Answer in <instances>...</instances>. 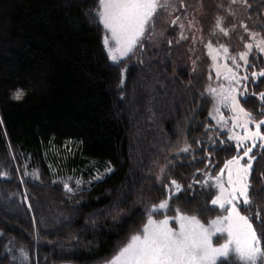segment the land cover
<instances>
[{
	"label": "trees",
	"instance_id": "16d2710c",
	"mask_svg": "<svg viewBox=\"0 0 264 264\" xmlns=\"http://www.w3.org/2000/svg\"><path fill=\"white\" fill-rule=\"evenodd\" d=\"M199 1L214 4L180 0L181 15L187 6L192 19ZM227 1L221 6L228 8ZM248 4L250 17L244 10V17L228 16L220 8L216 14L225 27L241 18L264 34V0ZM97 7V0H0V172L6 173L0 176V264L104 263L142 229L152 205L162 201L168 207L154 219L173 218L179 210L206 223L223 214L209 204V196L203 209L194 205L195 195L186 194L190 179H175L179 192L165 187L174 179L168 171L179 168L171 148L179 143L193 151L198 145L216 152L222 147L221 164L235 156L233 144L226 145V135L213 130L208 117L204 126L197 119L201 73L208 64L205 44L200 43L199 56L189 55L192 29L179 32L175 40L178 31L170 28L187 17H155L162 28L159 39L152 38L154 29L142 48L113 62L102 25L85 15ZM198 17L208 26L218 18L203 12ZM227 32L225 43L232 44L235 26ZM17 89L23 91L20 100L13 98ZM254 155L252 169L261 174L242 214L251 218L264 242V149L256 147ZM161 168L165 171L158 174ZM209 185L198 188L215 193ZM170 224L175 225L174 219ZM19 249L28 254L26 260ZM229 261L238 264L235 257Z\"/></svg>",
	"mask_w": 264,
	"mask_h": 264
},
{
	"label": "snow or ice",
	"instance_id": "6c2138e0",
	"mask_svg": "<svg viewBox=\"0 0 264 264\" xmlns=\"http://www.w3.org/2000/svg\"><path fill=\"white\" fill-rule=\"evenodd\" d=\"M97 2L96 10L94 12L89 10L85 15H91L99 25H102L105 32L104 47L113 62L134 54L138 46L142 48L143 39L154 30L155 17L159 10H167L172 6L170 0H97ZM172 24H176V20H173ZM189 26L191 27V22ZM180 27L183 28V25ZM215 28L228 35L219 17ZM245 30L247 31L246 26ZM250 35L254 43L245 44V51L239 53V60L244 62L243 65L238 63L236 57L229 55L227 47L221 45L219 49H215L211 44L208 45L217 78L222 76L223 80L227 81L216 88L210 87L208 92L214 100V112L219 116L217 123L222 129L228 130V139L235 141L237 150V155L225 162L209 185L216 189L211 204L222 210L223 214L209 219L206 223L197 215H185L179 210L173 218L164 215L163 219H154V215L162 209H167L168 205L166 201L160 202L158 206L152 205L142 229L131 234L105 264H227L233 257L238 264H264V242L257 235L251 218L242 214L247 211L251 201L249 176L256 157L250 154L256 147L264 149V131L261 130L264 119H257L246 111L237 98V86L241 80L235 69L247 68L248 56L253 49L258 53H264V38L256 39V33ZM181 38H185L183 33ZM115 53H119V57ZM218 58L230 59L234 68L226 63L218 64ZM257 76L264 77V70L252 72L254 79ZM243 79L247 80V75ZM22 96L23 91L17 89L13 98L20 100ZM259 98L264 102V92L259 93ZM222 107H227L233 113L231 128H228L229 121L221 114ZM260 116H264V111ZM188 150L189 146L186 145L183 151ZM164 171L165 169L161 168V173ZM5 175L6 173L0 172V176ZM207 183L206 179L205 184ZM76 184L79 185L80 181L77 180ZM165 187H170V190L175 192L181 190V184L175 179H171L170 186ZM64 188L72 191L68 183L64 184ZM256 215L259 217L260 214ZM170 219H174V226L170 224ZM220 238H223L222 243L218 242ZM18 254L23 260L28 258L23 249H19Z\"/></svg>",
	"mask_w": 264,
	"mask_h": 264
},
{
	"label": "rangeland",
	"instance_id": "374dc122",
	"mask_svg": "<svg viewBox=\"0 0 264 264\" xmlns=\"http://www.w3.org/2000/svg\"><path fill=\"white\" fill-rule=\"evenodd\" d=\"M211 1L214 2L213 6H211V2L209 3V1L206 2V6H205L204 2L199 1L198 6H197V13L198 14L194 15V17H192V19H191V18H188V17H190V14L187 11V6H186V9L184 10V12H182L183 14L181 15L179 7L182 3L180 2V0H170V3L172 6L169 7L167 10H159L158 15L156 17H164L165 16V17H170L171 20L173 18L177 17V15H180V17L181 16L183 17V15H184V17H187L182 24L178 22L173 29H172L171 25H170V28H171V30L178 31L176 34H175V32H173V35L175 34V40L179 36V32L183 31L186 28L192 29L193 35H191V39H189L188 43L186 44L188 46L186 49H187V52L189 53V55H190V53H191V55H194L198 52V49H200V43L205 44V48H206V54L205 55L207 57L208 64H207L206 71L204 73H201L202 81H201V84H199L200 85L199 86V91H200L199 94H202L203 97L199 98V100L201 102L199 104H197V110H196V114L198 117L197 119L201 122L203 120V123H205V119L208 117L209 126H212L211 128L213 130L217 131V133H223L226 135L227 140H228L226 145H229V143L231 142L235 148V155H237L235 141L229 140L228 139V130L226 128L222 129L220 127V125L217 123V121L219 120V116H217L214 112V100L208 92V89L210 87L216 88L221 83H224V84L227 83V81L223 80L222 76L220 78H217L214 62H213L212 57L209 54L208 45L211 44L212 47L215 49H219L221 45L227 47L229 49V55L236 57L238 63L243 65L244 62L239 60V53L242 51H245V47H244L245 44L254 43L250 34L256 33V39L264 38L263 37L264 34L259 33L257 30L256 31L251 30L249 28V27H254V25H256L253 21L249 22L248 25H245L241 18H237V20L235 21V25H234L236 37H235L234 41L232 42V44H226L225 42H228L230 40L229 34L224 35L221 32H219V30L215 28L216 23L208 26V23H206V21L201 20L202 17H198V15L200 16V13L203 12V13H205V17L210 16V17L221 18L222 17L221 14H216L220 8L223 12L225 11V13L228 16L230 15L231 17H244L241 14V10L242 11L244 10L247 12V16H245V17H250L249 13L251 12V6H250V4L247 5V0H235L234 3H233V0H228L227 1L228 8L225 5L221 6V3L223 2V0H211ZM211 7H213V8H211ZM204 8H205V10H204ZM207 13L209 14V16L207 15ZM222 15H224V14L222 13ZM253 17H254V15H253ZM155 21H156V19H155ZM169 22L170 21H168V28H167V25H165L163 27V30L165 31V33H166V29H169ZM190 22H191V27L189 26ZM181 25H183V28L180 27ZM222 26L227 31H228V29L234 28L233 25L225 27L223 19H222ZM245 26L247 28V31L245 30ZM154 29L156 32L154 33L152 38L154 39V41H156L157 39H159V37L162 34V28L160 25H158L157 21L155 22V28ZM209 30L211 33H209ZM215 30H216V32H215ZM104 36H105V32H104ZM219 39L221 41H219ZM154 41L149 43V45L153 44ZM115 54L119 57V53H115ZM196 55L199 56V54H196ZM206 57H205V59H206ZM190 58H192V57H190ZM205 59H204V61H205ZM119 60H123V59H119ZM217 63L220 65H223L226 63L229 67L234 68V65H232V62L230 59L224 60L222 58H218ZM235 70L238 73V78H240V80H241L240 85L237 86L238 87L237 98L240 100L241 106L246 111L252 113V115L255 118L260 119L261 118L260 113L262 111H264V108L261 106L262 101L259 98V93L264 92V77L257 76L254 79L252 77V72L255 71L258 73L259 71L264 70V53H258L255 49H253V51L248 56L247 68L241 67V68L235 69ZM221 71H223V69H221ZM197 73L199 74L200 70L198 71V69H197ZM245 75H247V77H248L247 80L243 79V77ZM203 76H204V78H203ZM258 77L260 79H258ZM245 91L247 93L251 92L253 94L252 98H249L248 96H246ZM256 97H258V100H254V98H256ZM202 100L204 101V103H202ZM221 114L224 116L225 120L229 121L228 128H231V118L233 116V113L230 112L227 107H222L221 108ZM213 116H215L216 118L214 119ZM207 124L208 123H205V124H203V126L207 125ZM237 131H240V130L237 129ZM179 144H181V143H179ZM179 144L177 146H173L171 148H174L175 158L174 157L173 158L179 162V168L176 169V171L181 170L182 173H185V175L180 176L181 177L180 178L179 174L176 171L175 172L168 171L169 176H171L174 179H177L179 182H181L180 179H183L184 182H185V180L190 179V181L188 180V184H187L188 192H186V194H187V196L189 194L195 195L196 200H194V205L199 206L200 207L199 209H201L202 207H205V205H207L204 202L205 196H209L208 202L211 206H213L211 204V199L213 196H215L216 189H215V193H213V190H211V189L210 190L207 188L200 189L198 187L200 185H205L206 179L208 181L207 184H212L213 181L211 178L215 177L220 172V169L223 168L224 164L217 162V157L220 154L219 152L222 151V147L216 152V151H214L215 147H208L206 145H198V146H196V149H195L196 151H193L192 148H189V150L187 152H184L183 151L184 147L183 146L178 147ZM254 154H255V148L250 155H254ZM222 156H225V154H223ZM215 157H216V161H215ZM232 157H233V153L230 157L226 158L225 160H229ZM246 159L247 158H245V161H246ZM221 160H224V159L221 158ZM245 161H241V162L244 163ZM253 165H254V161H253ZM201 167H202V169H201ZM205 170L208 171L207 174H205L203 172ZM159 173H161V170L158 172V174ZM260 174L261 173L254 174L253 169H251L250 176H249V180L251 183L250 189H252V184L257 185L255 179H258L260 177ZM195 175H197V176H195ZM193 176H195L196 178H193ZM191 179L195 180L196 189H192L191 187H189V185H191V183H192ZM213 188L214 187H212V189ZM208 192H209V194H208ZM249 192H250V197H252L253 194L251 193L250 190H249ZM175 203H176V201H175ZM214 207H216V206H214ZM189 212L193 214L196 212V210L193 209V207H192V209L189 210ZM255 214H257V213H255ZM167 215H169V214H167ZM159 216L160 215L158 214V216H156V217L159 218ZM259 218H260V216H259ZM218 242L222 243L223 240L219 239ZM228 262H230V261H228ZM228 262H227V264H231ZM101 264H105V262L101 263ZM235 264H237V263H235Z\"/></svg>",
	"mask_w": 264,
	"mask_h": 264
}]
</instances>
